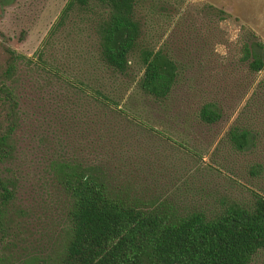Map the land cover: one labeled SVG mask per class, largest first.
<instances>
[{
    "label": "trees",
    "instance_id": "1",
    "mask_svg": "<svg viewBox=\"0 0 264 264\" xmlns=\"http://www.w3.org/2000/svg\"><path fill=\"white\" fill-rule=\"evenodd\" d=\"M184 5L67 0L48 38L69 21L87 27L76 32L89 35L90 50L78 52L73 72L47 61L44 48L26 56L2 44L0 264H251L264 252V42L242 27L238 62L256 77L204 161L208 148L158 128L151 110L168 108L186 69L161 41ZM206 7L220 20L228 17ZM21 67L47 73L43 80L66 95L65 106L80 112L74 115L82 124L81 141L55 139L43 163L42 184L56 216L44 242L21 224L28 213L15 203L16 180L5 166L21 119ZM223 115L218 102L206 99L181 119L213 126ZM157 141L189 157L192 185L181 179L170 193L152 186L156 153L149 149ZM205 181L209 192L202 191Z\"/></svg>",
    "mask_w": 264,
    "mask_h": 264
},
{
    "label": "rangeland",
    "instance_id": "2",
    "mask_svg": "<svg viewBox=\"0 0 264 264\" xmlns=\"http://www.w3.org/2000/svg\"><path fill=\"white\" fill-rule=\"evenodd\" d=\"M66 1L0 0V63L4 58L2 44L7 43L26 56L35 55L44 48L43 57L47 61L69 66L71 72L75 71L78 52L90 50L91 42L87 33L76 31L87 27L78 24L76 28L69 21L50 40L48 38L49 29ZM206 5L224 10L228 17L218 19ZM180 13L178 23L163 35L161 41L172 47L186 69L173 89L168 108H153L152 116L158 128L180 132L197 148H208L203 156V160L208 161L255 76L238 62L239 45L243 26L264 42V0H185ZM20 71L21 119L14 135L13 159L5 166L16 180L15 203L28 213L20 219L21 224L28 225L33 237L43 238L44 242L53 232L52 222L56 216L50 196L46 195V186L42 184L45 177L43 163L55 139L63 145L81 141L82 124L74 115H80V112L65 106L70 105L66 95L43 80L47 73L38 75L25 67ZM206 99L215 100L222 106L224 115L218 123L205 126L181 119ZM164 143L157 141L156 147L149 149L150 154L156 153L154 159L152 157L156 164L152 186L170 193L176 185H181V179L192 185L189 172H186L190 168L189 157ZM0 168L4 169L3 165ZM262 182L264 187V176ZM195 186L199 190L200 185ZM211 187L205 181L202 191L209 192ZM251 264H264V252L259 253Z\"/></svg>",
    "mask_w": 264,
    "mask_h": 264
}]
</instances>
